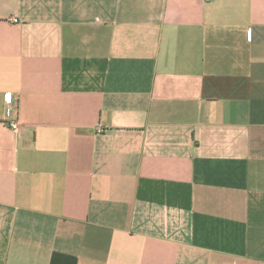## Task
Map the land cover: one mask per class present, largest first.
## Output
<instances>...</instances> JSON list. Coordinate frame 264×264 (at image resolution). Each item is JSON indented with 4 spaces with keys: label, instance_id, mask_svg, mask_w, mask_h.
<instances>
[{
    "label": "crops",
    "instance_id": "0c3cea01",
    "mask_svg": "<svg viewBox=\"0 0 264 264\" xmlns=\"http://www.w3.org/2000/svg\"><path fill=\"white\" fill-rule=\"evenodd\" d=\"M0 264H264V0H0Z\"/></svg>",
    "mask_w": 264,
    "mask_h": 264
},
{
    "label": "built area",
    "instance_id": "2783aa9c",
    "mask_svg": "<svg viewBox=\"0 0 264 264\" xmlns=\"http://www.w3.org/2000/svg\"><path fill=\"white\" fill-rule=\"evenodd\" d=\"M9 126L13 130H15L17 128V125L15 123H11Z\"/></svg>",
    "mask_w": 264,
    "mask_h": 264
}]
</instances>
